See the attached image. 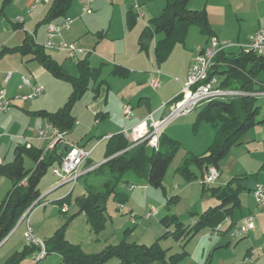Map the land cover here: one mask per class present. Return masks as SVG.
<instances>
[{"label":"crops","instance_id":"obj_1","mask_svg":"<svg viewBox=\"0 0 264 264\" xmlns=\"http://www.w3.org/2000/svg\"><path fill=\"white\" fill-rule=\"evenodd\" d=\"M7 1V3L10 2ZM51 1H41L29 12L33 0H19V12L13 18L15 23L9 21L0 24L2 35L0 50L2 48L20 47L26 35L31 36L36 44L43 47L46 41L47 25L49 24H41L40 22ZM140 1L143 2V0H92V11L83 13L80 0H73L65 16L72 18L73 23L68 30L61 32L60 39L67 44H76L78 48L84 51V54L79 55L74 60H69L64 51L43 47L44 53L73 78L78 75L76 62L82 59H87L90 68L99 72L97 80L90 82L88 90L81 98L84 100L82 107L76 105L79 104L76 102L72 108L71 114L75 123L71 132L73 134L75 131H79L84 132L85 135L88 134L90 131V124L86 122V113H88L94 115L95 133L96 135L100 133V137L88 149L89 142L82 144L83 142L74 143L67 139L64 140L69 146L77 144L89 151L90 155L87 161L91 163V166H99L104 162L102 160L95 164L90 160L92 152L99 143L108 141L111 136L116 134H122L128 141H132V129L149 115H152L154 121H160L167 115L168 104L180 92L195 48L205 46L209 39V37L203 36L196 26H192L188 30L184 43H176L166 61L161 64L156 63L153 47L161 36L151 35V26L147 22L158 17L164 6L162 3H156L154 12L147 11V17H145L141 12ZM146 1L150 2V0ZM188 6L191 10H204L206 12L211 37L217 38L222 43L232 45L225 50L226 53H237L239 49L235 45H246L250 35L264 28V0H190ZM131 10L136 15V22L134 26L129 27L126 15ZM60 21L61 19L52 24ZM144 30H147L142 40L145 49L140 50L139 39ZM117 67L126 69L128 75L125 77L116 76L113 71ZM7 74H10V78L5 81L4 78ZM22 76L30 77L32 83L41 86L44 90L41 96L32 100L16 101L8 112L0 114V164L12 161L13 152L17 146L27 145L46 149L47 142L38 139L37 133L47 124V120L39 116L38 112L51 113L57 111L66 102L72 90L70 83L54 77L38 60L33 59L29 54L22 55L19 51H10L0 55V85L4 88L8 98L30 92L29 88L18 89ZM154 79L158 80L156 89L150 86V82ZM262 94L264 93H256L254 96L257 98L258 95ZM124 105L131 107V117L127 118L123 115L122 107ZM192 114L184 117L181 115V124L193 123L196 118L192 117ZM254 127L259 129L253 133L250 132V141L247 142L250 143L248 151L250 153V170L247 172L250 173V177L245 178L241 183L242 190L248 194L239 193L237 207L233 209L231 216L224 221V224L227 225L226 234L229 235V227L240 225L245 217H253L254 229L243 237L246 239L244 259L248 264L258 263L260 260L264 261V236L259 242L251 239L260 233L264 235V213L257 209L251 196V189L256 184L264 185V123ZM169 128H166L164 132H167ZM91 130L93 131V129ZM164 132L163 135H165ZM259 141L262 142L261 146ZM258 151H262L261 156H259ZM232 171L233 169L227 171L225 164L220 165L218 178L215 181L216 186L224 187L233 179H231L232 175H239V172L233 174ZM68 185V183L59 182L52 175V178L46 182L44 192L56 193L53 199L54 202H57L71 194ZM145 186L147 195H149L150 189L146 183ZM11 187L8 179L0 177V194L2 191L8 192ZM44 197L40 201L43 204L40 206L45 208L43 214L47 210L48 202L45 201ZM217 206L218 203L215 202L211 206H204L205 208L202 209L205 212ZM151 211L153 210L149 212ZM22 223L19 222L20 225ZM24 230L25 227L22 230L21 239L13 243L12 252L5 261L14 252H19L24 247ZM11 236L8 235L4 239L1 248L13 240ZM223 238L224 236L218 240L221 245ZM59 257L57 254L53 255L50 264H63ZM45 258L41 260H45ZM0 264H2L1 259Z\"/></svg>","mask_w":264,"mask_h":264},{"label":"trees","instance_id":"obj_2","mask_svg":"<svg viewBox=\"0 0 264 264\" xmlns=\"http://www.w3.org/2000/svg\"><path fill=\"white\" fill-rule=\"evenodd\" d=\"M190 0H164L165 5L158 17L150 20L151 35H160L153 47L156 63L161 64L169 57L176 43H184L188 30L196 26L203 36L211 37L210 27L204 10H191L188 7ZM4 0V3H7ZM73 0H52L43 17L41 24H51L59 19H64L71 7ZM129 27L134 26L136 15L131 10L126 15ZM147 30L142 32L139 39L140 50H144L143 38ZM19 51L22 55H31L38 60L42 66L54 77L66 80L71 85V93L61 108L55 112H38L47 120V124L55 127L63 135L62 140L56 142L51 150L45 151L33 146H17L13 152V159L9 163L0 164V177L8 179L11 188L7 192L0 205V244L20 220L25 211L40 198L39 184L48 170L60 164L62 158L69 149L65 143V136L70 133L75 123L71 114L72 108L78 102L91 81L99 77L97 70L91 69L87 59L76 62L77 77L68 75L65 70L54 62L50 56L44 53L43 47L36 44L33 38L26 35L20 47L14 49L2 48L0 55ZM212 75L219 78V86L231 90L248 93L226 101H215L203 105L196 116L195 124H214L215 132L211 145L200 156L188 157L178 171L186 176L188 180L196 177L189 172V164H194L200 170V179L207 173L210 167L217 170L220 168L221 160L226 156L230 148L238 144L240 137L250 128L264 123V115L256 119L259 107L257 98L253 95L264 93V78L258 80L259 73L264 74V56L256 53L222 52L214 60ZM116 76L125 77L128 71L117 67L113 71ZM255 84L257 87H255ZM251 94V95H250ZM194 124V125H195ZM166 137L160 136L159 146ZM169 146L157 151L151 149L146 143L138 144L132 148L130 142L122 135L116 134L108 139L106 151L103 155L104 162L87 173L91 174L92 181L99 180V184L82 181L83 194L77 198L78 214H82L86 223L95 231H101L106 223L104 211L109 195L119 199V207H124L127 198L116 193L123 175L127 171L133 172L140 180L145 181L148 187H161L168 165L178 148L175 140L167 138ZM164 143V142H163ZM33 163V167L26 169L24 159ZM85 168L91 167L86 161ZM244 178L235 177L224 187L209 188L212 197L220 201L217 207L211 208L199 215V219L189 226H183L177 222L175 216H166L161 220L164 227L173 222L175 230L171 233L174 238L179 237L186 241L195 236L200 229L208 227L211 231L217 226H222L228 219L234 208L238 205V195L242 190L241 183ZM204 186V185H203ZM70 195V194H69ZM69 195L56 203L60 206L69 202ZM231 227H229L230 229ZM222 232V231H221ZM168 232L160 239L166 238ZM156 240L151 245L128 243L122 240L115 246H108L103 252L86 255L83 254L78 245L65 240L63 228L56 230L53 235L43 241L45 256L57 254L63 264H104L116 259V264H182L185 253L179 255H168V249H162ZM39 248L24 245L20 252H14L4 264H19V262L31 255L38 253Z\"/></svg>","mask_w":264,"mask_h":264},{"label":"rangeland","instance_id":"obj_3","mask_svg":"<svg viewBox=\"0 0 264 264\" xmlns=\"http://www.w3.org/2000/svg\"><path fill=\"white\" fill-rule=\"evenodd\" d=\"M9 1V3H4V0H0V24L3 22L8 23L9 21L15 23L13 18L19 12V0ZM156 3H162L163 6L165 4L164 0H150V2L146 0H143V2L140 1L141 12L145 17H147V11L150 13L154 12V7L157 5ZM149 22H147V24ZM0 39H2L1 33ZM73 63H75V61H73ZM263 78L264 74L259 73V82ZM255 87H257L256 84ZM78 103L79 104L76 105L82 107L84 100L80 99ZM256 104L259 107V113L256 119H260L264 114V94L257 96ZM199 111H201V108L192 112L193 114L191 116L196 118ZM93 116L94 115L86 113V122L90 124V131H88L89 135L87 133V135H85L84 132L79 131H75V133L72 134L70 131L71 133H69L65 139L74 143L83 142L82 144H88L89 142L90 144H88L87 149L92 147L101 135L100 133H98V135L95 133L96 125L94 124ZM181 119L182 117L171 120L162 131L163 133L166 128L170 127L167 132H164V136L166 139L170 138L175 140L178 144V148L174 152L168 165L161 187H148L150 189V194L147 195L144 181L140 180L133 172L127 171L123 175L120 185L116 188V193H118L119 196L122 195L127 198L126 202H124V207L121 209L119 207V199H114L113 194L109 195L104 211L106 223L101 231L95 232L86 223L84 216L78 214L76 203L77 198L83 194L82 181L84 179H87V182L92 181L91 174L81 177L75 186L72 184L68 185L69 192L71 191L67 204L69 210L67 213L63 214L60 212V206L54 202L53 197H55L56 193H51L49 191L44 192L46 182L52 178L51 171L48 170L39 184V190L41 192L40 198L45 196V201H48L46 205L47 210L43 214L45 208L38 206L28 218L29 226L33 230L34 235L44 241L47 237H51L56 230L63 228L66 241L78 245L83 254L94 255L103 252L108 246L119 244L122 240L128 243L134 242L148 246L168 232L167 237L160 239L158 243L162 249L169 250L168 255H179L184 252L185 257L182 264H248L244 259L246 239L243 238L240 239V241L239 239L232 240L229 235L226 234V224H222V232L217 236L206 227L200 229L199 232L190 239L182 241L185 238L179 237L176 239L171 234L175 230L173 222L167 227H164L161 223V220L166 216H175L177 222L181 223L183 226L193 225L197 219H199V215L204 212L202 209L205 208L204 206H211L215 202H217L218 205L220 204V201L212 197L210 191L207 190V187L216 188L217 183L207 187L203 186L200 179V170L194 164H189V172L196 177L195 179L188 180L184 174L178 171L188 157L200 156L207 150L206 148L210 144L215 132L214 124H195L194 120L193 123L195 125L192 122L189 123V125H184L181 124ZM91 129H93V131ZM258 129L259 128L252 127L245 132L240 137L238 144L233 145L226 156L221 160L220 164H225L227 171L228 169H233V174L239 172L238 176L232 175L231 179L234 177H250V173H247L249 172L248 170H250V153L248 152L250 143L247 142L250 141V132L253 133ZM166 139H164V143L162 142L161 147L159 146L161 150L169 146ZM106 142L108 141L99 143L94 149L90 156L92 163L96 164L103 160L107 145ZM259 143L261 146L262 142L259 141ZM261 153L262 151H258L259 156H261ZM24 167L30 169L33 167V163L25 158ZM92 183L98 185L100 182L99 180L93 179ZM131 185L133 189L130 190ZM6 192L7 191H2L0 194V205L4 200ZM240 194L247 195L248 193L241 190ZM251 196L255 205V199L253 195ZM209 203H211V205H208ZM150 210H155L156 214L145 220V213H148ZM131 219H134L135 222L131 221ZM25 225V221L21 225L18 221L15 228H13L9 234V237L12 235L11 237H13V240L2 246V248L0 246V259L2 264H4L5 259L11 254L13 243L21 239L20 236ZM223 236L224 238L221 245L218 240ZM263 236V233H260L258 236H253L251 239L255 242H259L263 239ZM53 255L56 254H48L45 260L36 261L34 260L35 255L31 254L23 258L19 264H50ZM116 263L117 260L112 259L104 264ZM150 264L160 263L155 262ZM254 264H264V261L260 260L258 263Z\"/></svg>","mask_w":264,"mask_h":264},{"label":"built area","instance_id":"obj_4","mask_svg":"<svg viewBox=\"0 0 264 264\" xmlns=\"http://www.w3.org/2000/svg\"><path fill=\"white\" fill-rule=\"evenodd\" d=\"M44 0H33L32 6L29 8L31 12L35 5ZM81 9L84 13H90L92 11V0H80ZM20 21V20H19ZM73 23V19L65 17L59 23L47 25L46 41L43 47L46 49L60 50L66 53L67 59L74 60L79 55L84 54V51L76 46V44H67L60 39V34L63 30H68ZM232 45L222 43L215 37H210L207 44L203 47H196L190 63V66L186 72L183 83L178 95L168 104V113L160 121H154L152 115H149L144 121L140 122L132 129L133 140L130 142L132 148L138 144L146 143L148 147L157 151L159 148L160 136L166 124L171 120L189 115L195 110L199 109L203 105L215 101H226L242 96H247L248 93L231 90L219 86V78L215 74L212 75V68L215 65L214 60L220 53ZM241 52L256 53L258 56H264V28L256 31L249 36L246 45H235ZM10 78V74H7L4 78L7 81ZM150 86L153 89L158 87V80L154 79L150 82ZM29 88L30 92L25 95H18L14 98H8L4 88L0 85V114L6 113L11 109L16 101H27L35 99L42 95L43 88L39 85L32 83L30 77L22 76L18 89ZM251 95V94H250ZM255 95V94H253ZM122 113L125 117H131L132 109L129 105L122 107ZM37 138L45 140L47 147L44 150H51L56 142L62 140L63 135L55 127L46 124L42 129H39ZM27 146V145H26ZM29 147V146H27ZM90 152L83 147L76 145L69 146L68 151L62 158L59 165L51 168V174L58 179L59 182L68 183L75 186L78 180L91 172L97 166H91L85 168L84 165L88 160ZM218 178V170L214 167H210L207 173L201 178V183L204 186H210L215 183ZM133 187L131 186L130 189ZM252 195L255 199L257 209L264 213V185L256 184L251 189ZM41 198L34 202L22 215L19 222H26L25 230L23 232V241L27 246H34L39 248L38 253L35 255L34 260L39 261L45 256V249L43 241L34 235L33 230L28 224V218L31 212L41 204ZM68 207L63 204L60 208L61 213H67ZM153 210L147 213L144 218L149 219L155 215ZM131 221L135 222L134 219ZM254 229L253 217H245L240 225L232 226L229 231V236L232 240L241 239ZM222 226H217L213 233H221ZM6 239V238H5ZM4 242V239L2 243ZM0 244V246L2 245Z\"/></svg>","mask_w":264,"mask_h":264}]
</instances>
